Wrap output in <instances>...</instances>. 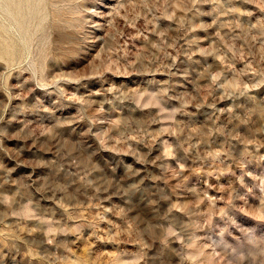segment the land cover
<instances>
[{
	"label": "rangeland",
	"instance_id": "1",
	"mask_svg": "<svg viewBox=\"0 0 264 264\" xmlns=\"http://www.w3.org/2000/svg\"><path fill=\"white\" fill-rule=\"evenodd\" d=\"M0 264H264V0H0Z\"/></svg>",
	"mask_w": 264,
	"mask_h": 264
}]
</instances>
